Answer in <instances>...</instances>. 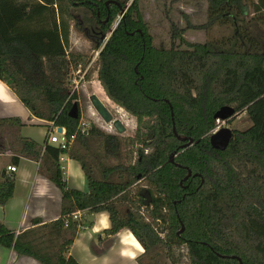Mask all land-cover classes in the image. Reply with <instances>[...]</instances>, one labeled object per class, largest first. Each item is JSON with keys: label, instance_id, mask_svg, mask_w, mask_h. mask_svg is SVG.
Instances as JSON below:
<instances>
[{"label": "trees", "instance_id": "1", "mask_svg": "<svg viewBox=\"0 0 264 264\" xmlns=\"http://www.w3.org/2000/svg\"><path fill=\"white\" fill-rule=\"evenodd\" d=\"M209 1L213 25L228 22L231 8L246 10L248 3L264 24V0ZM130 3L0 0V80L35 118L64 129L69 141L67 150L48 143L43 148L21 138L19 119L0 121V154L11 148L12 164L20 157L39 163V173L62 193L57 221L36 220L20 234L0 224V245L41 264H79L70 255L74 238L93 223L73 214L107 212L111 228L105 236L129 230L144 249L139 264H161L163 255L170 264L185 258L188 264H264V50L244 33L241 40L238 31L225 42L180 39L176 47H159L140 0ZM121 9L127 12L118 21ZM72 29L98 53L101 99L128 127L127 115L136 119L133 136L119 137L95 124L81 131L80 107L78 119L69 117L79 103L68 81L92 60L69 51ZM225 106L247 112L252 126L234 131L229 147L219 151L210 137ZM94 114L113 133V125ZM64 156L81 165L87 193L67 185ZM142 182L146 188L136 192ZM14 194L15 176L6 173L0 204L5 207ZM182 248L186 254L175 260Z\"/></svg>", "mask_w": 264, "mask_h": 264}, {"label": "crops", "instance_id": "2", "mask_svg": "<svg viewBox=\"0 0 264 264\" xmlns=\"http://www.w3.org/2000/svg\"><path fill=\"white\" fill-rule=\"evenodd\" d=\"M19 119L23 124L21 138L36 142L41 147L46 143L51 146L47 135L49 129L58 130L50 123L33 116L14 92L0 80V121ZM15 156L11 148L0 154V179L8 173L7 168ZM18 170L15 176L14 197L3 207L0 204V224L17 234L34 228V221L42 224L57 221L62 213V193L59 187L39 173V163L20 157L15 165ZM61 168L69 188L87 193L89 185L81 165L64 156ZM84 224L93 223L91 227H82L74 238L70 255L79 264H139L138 258L144 249L129 230L107 238L105 232L111 228L107 212L95 215L83 212ZM0 264H41L37 260L17 256L13 250L0 245Z\"/></svg>", "mask_w": 264, "mask_h": 264}, {"label": "rangeland", "instance_id": "3", "mask_svg": "<svg viewBox=\"0 0 264 264\" xmlns=\"http://www.w3.org/2000/svg\"><path fill=\"white\" fill-rule=\"evenodd\" d=\"M139 4L141 12L150 28V32L154 37V41L159 47H171L173 43L176 47L180 44V39H184L191 44H206L218 40L225 42L228 41V38H232L236 31H238L241 40L244 33L245 36L247 35L255 39L260 44L261 49L264 50V24L258 19L250 3H248L246 10L241 9L239 11L235 7L231 8L229 11L231 17H229L228 22H218L214 25L209 17V0H140ZM232 18L235 22L234 25ZM121 19L122 12L119 14L118 21ZM181 47L183 49L187 48L184 44ZM227 48L229 49L230 45ZM69 51L83 53L92 57L88 68L82 73L76 71L72 79L68 81V87L71 92L78 87V103L82 112L81 127L87 129L90 124H95L102 131L119 137L133 136L137 127L136 119L128 114V121L132 126L128 127L122 117L116 111L114 112L110 109L105 100L101 99L112 112L115 119L122 120L127 127V132L121 136L113 126V133L109 132L105 128L106 125L104 126V124L100 123L98 116L94 114L96 110L90 102V97L97 95L99 98H103L100 91L104 90L98 81V66L96 63L98 53L92 50V44L87 36L72 29ZM251 126L252 120L250 116L247 112H242L228 121L218 120L216 130L213 134L223 128L230 129L233 132H242ZM146 185V182L139 183L135 187V191L139 192L141 189L146 188ZM162 237L164 236L162 235ZM185 254V249L180 250L176 253L174 259L177 260L179 259V255L184 256ZM159 261L161 264H170L166 261L165 255ZM184 262L181 263L188 264L186 258Z\"/></svg>", "mask_w": 264, "mask_h": 264}, {"label": "water", "instance_id": "4", "mask_svg": "<svg viewBox=\"0 0 264 264\" xmlns=\"http://www.w3.org/2000/svg\"><path fill=\"white\" fill-rule=\"evenodd\" d=\"M133 1L134 0H131L130 4H132ZM121 12H122V18H124L125 14L127 12V9H121ZM114 30L111 31L110 35L113 34ZM90 102H91L93 108L96 110V112L102 118V120L106 124H113V127L115 128V130L117 131V133L119 135L122 136L127 132V127L125 126V124L122 122V120L115 119L114 115L109 111V109L107 108V106L105 105L103 100H101L96 95H92L90 97ZM236 115H238V114L236 113V110L234 107L225 106V107H222L216 113L215 119L217 121L218 120L228 121V120L232 119L233 117H235ZM69 117L72 119H78L79 118V106L77 103H74L72 108L70 109ZM174 131H175V129H174ZM57 132H58V134H62L63 129L58 128ZM233 135H234L233 131L230 129H227V128H223V129L217 131L216 133H214L210 137L211 147L215 150L225 151L229 147V145L233 139ZM171 162H174V156L171 157ZM189 176H190V174L188 175V177ZM142 195L145 197V199H147L146 205H148L149 201H150L149 200V194H147V191L145 189L142 190Z\"/></svg>", "mask_w": 264, "mask_h": 264}, {"label": "built area", "instance_id": "5", "mask_svg": "<svg viewBox=\"0 0 264 264\" xmlns=\"http://www.w3.org/2000/svg\"><path fill=\"white\" fill-rule=\"evenodd\" d=\"M76 82V81H74ZM78 87H76L73 91H77ZM58 130V128H56ZM81 131L85 130V127H81L80 126ZM48 141L51 144L56 145L57 147L63 149V150H67V147L69 145V141L66 138V131L63 129V133L62 134H58V132H52V134L50 135ZM64 160V157H61V161ZM62 171L64 170L63 168H61ZM18 168L15 165H11L7 168V171L12 174L15 175L17 173ZM82 214L83 212H76L75 214H73V219L77 220V221H81L82 219Z\"/></svg>", "mask_w": 264, "mask_h": 264}, {"label": "bare ground", "instance_id": "6", "mask_svg": "<svg viewBox=\"0 0 264 264\" xmlns=\"http://www.w3.org/2000/svg\"><path fill=\"white\" fill-rule=\"evenodd\" d=\"M97 96V95H96ZM99 97V96H98ZM101 99V98H100ZM106 105V104H105ZM110 111V110H109ZM111 112V111H110ZM112 113V112H111ZM113 125V124H112Z\"/></svg>", "mask_w": 264, "mask_h": 264}]
</instances>
